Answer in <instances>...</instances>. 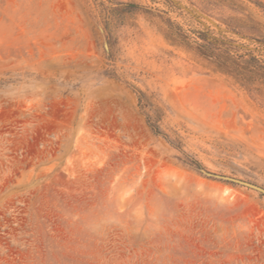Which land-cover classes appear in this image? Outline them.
I'll return each instance as SVG.
<instances>
[{
    "label": "rangeland",
    "instance_id": "1",
    "mask_svg": "<svg viewBox=\"0 0 264 264\" xmlns=\"http://www.w3.org/2000/svg\"><path fill=\"white\" fill-rule=\"evenodd\" d=\"M264 0H0V264H264Z\"/></svg>",
    "mask_w": 264,
    "mask_h": 264
},
{
    "label": "water",
    "instance_id": "2",
    "mask_svg": "<svg viewBox=\"0 0 264 264\" xmlns=\"http://www.w3.org/2000/svg\"><path fill=\"white\" fill-rule=\"evenodd\" d=\"M206 173L209 174V175L215 176V177H217V178H221V179H225V180H231V181H233V182H238V183H241V184H244V185H247V186H250V187L256 188V189H258V190L264 192V189H263V188H261V187H259V186H256V185H254V184H251V183H249V182L242 181V180H240V179H236V178L228 177V176H225V175L212 174V173H208V172H206Z\"/></svg>",
    "mask_w": 264,
    "mask_h": 264
}]
</instances>
